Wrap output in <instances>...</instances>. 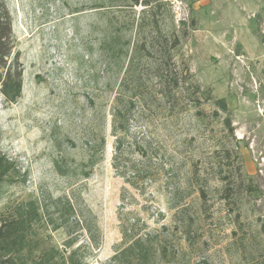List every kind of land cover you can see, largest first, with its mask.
<instances>
[{"label":"rangeland","instance_id":"rangeland-1","mask_svg":"<svg viewBox=\"0 0 264 264\" xmlns=\"http://www.w3.org/2000/svg\"><path fill=\"white\" fill-rule=\"evenodd\" d=\"M3 1L23 71L0 153L27 176L0 180V215L67 198L98 244L70 217L35 222V250L72 231L85 264H114L125 225L148 264H264V0Z\"/></svg>","mask_w":264,"mask_h":264},{"label":"trees","instance_id":"trees-1","mask_svg":"<svg viewBox=\"0 0 264 264\" xmlns=\"http://www.w3.org/2000/svg\"><path fill=\"white\" fill-rule=\"evenodd\" d=\"M157 1L159 0H123L122 3L129 7L140 5L149 8L152 7L153 2ZM164 42L167 45V41L164 40ZM177 43L178 41L174 39L167 45L168 63L171 59L169 50L174 48ZM12 48L10 16L5 2L0 0V92L7 102H15L20 97L22 88V65L17 55L13 60H10ZM185 71L187 74V69ZM172 80L174 86H177V76L172 77ZM214 104L223 111L228 110L226 101L222 97L214 99ZM118 113L117 111L113 113L115 118ZM223 123L226 129L233 133L231 118H225ZM26 176L27 172H21L14 160L0 153V180L7 179L9 182H13L18 179L20 182H25ZM47 199V204L42 203L39 198L18 201L8 207L4 215H0V264H85L83 253H79L80 246L73 247L75 237H71L72 231L63 242L62 248L49 246L42 247L38 251L35 250L39 247L38 232L33 226L35 222H41L53 230L70 221V217L74 220V223L70 224L73 229L81 228L88 233L90 243L98 244L91 225L93 217H90V220H86V222L85 218L84 220L76 219L75 208L65 197L52 198L48 196ZM61 199L65 202L63 210L57 208V202ZM49 205L55 209L50 211ZM57 212L58 214L54 218V213ZM261 227L264 229V224ZM93 229L97 231L96 224L93 225ZM128 231L126 225L122 227V241L127 242V245L120 251H115L111 256V261L114 264H148V240L135 238Z\"/></svg>","mask_w":264,"mask_h":264}]
</instances>
